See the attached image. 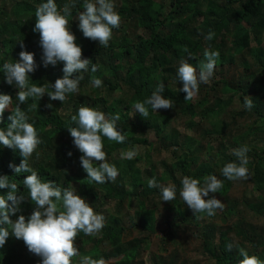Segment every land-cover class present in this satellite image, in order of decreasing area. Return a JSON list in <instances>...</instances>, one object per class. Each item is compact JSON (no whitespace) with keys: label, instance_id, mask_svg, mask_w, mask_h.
<instances>
[{"label":"trees","instance_id":"obj_1","mask_svg":"<svg viewBox=\"0 0 264 264\" xmlns=\"http://www.w3.org/2000/svg\"><path fill=\"white\" fill-rule=\"evenodd\" d=\"M224 1L232 8V17L223 15L218 17L214 24H210L207 21L210 15L205 14L198 8V0H174L172 9L163 18H160L158 14L154 15L152 13L154 3L152 0H137L132 4L128 14L135 21L137 27L143 31V38L133 41L123 35L121 37L122 41L117 46H114L113 41L110 40L109 45L103 47L97 41L89 40L83 36L78 28V21L73 23V18L77 11L83 9V0H74L75 7L71 9L72 15L68 17L69 28L76 37V43L82 48V59L91 61L89 70L79 73V75L83 76L79 88L93 86L91 83L93 77L102 80V86L98 88L97 94L103 88L110 93L114 92L120 88L121 83L128 88L130 97L123 107H120L119 103L118 108V105H115L111 99L107 101L101 99L103 101L102 104L97 106L99 110L107 115H115L117 113L120 115L121 119L117 122V127L122 134L126 135L127 139L125 143L121 144L102 136L103 150L107 154V160L110 164L115 165L119 174L115 182L97 184L87 178V173L79 162V157L82 154L73 145L72 138L67 131V127L72 125L70 118L76 114L78 108L81 105L90 106L89 101L95 106L97 101L91 98L80 99L77 93L68 94L63 103L50 100L47 94L40 100L29 98L20 107L27 112L29 116L28 122L32 123L36 128L41 141L36 149V152L39 153V158L34 152L28 160L29 166L38 172L40 179L42 181H54L62 189H73L75 194L84 198L95 212H99L102 201L104 203L117 201L118 206L122 207L125 203L129 204L130 201L137 197L144 200H151L150 198L153 196L161 198L159 189L149 188L147 182L142 178L143 170L138 167L139 157L128 160L117 157L114 154L119 156L123 150H130L136 145L153 148L154 144L159 141V139L149 141L144 138V134L148 131H154L157 136H160L161 132L155 123L149 122L138 112H134L132 105L137 101L143 102L147 99L161 82L165 86L162 96L170 99L174 105L173 110L162 109V113H166L169 116L171 112H181L192 118L195 117L197 105L192 104L191 101H185V93L176 92L166 82L162 80L160 82V79L169 77L177 82L179 89L182 87V83L177 81L176 73L178 61L182 57L187 56L183 49L187 48L192 54L193 59H190L189 63L197 69H199L200 62L204 60L203 54H199L201 48H210L220 53L216 67L235 64L236 55L249 50L254 60L253 64L256 67V74L247 75V70L245 69L246 72L236 82V88L224 78H221L215 85L222 84V91L225 94L229 92L236 94L240 89L246 95L250 93L249 84L251 83L250 78H252L256 89L264 93V48L261 39L256 33L257 30H264V0ZM43 2H46V0H5L4 3H0V68L5 62L19 61L21 50L31 52L34 54L36 69L28 74L29 84L37 86L54 83L57 78H62L63 76L62 62H57L55 66H43L39 34L32 31L35 25V9ZM55 2L59 10L62 9L64 4L70 3L71 0H55ZM5 6H9V8L6 9ZM187 15L203 16L204 23L207 24L205 29L215 33L213 39L207 41L203 38L204 35L198 36L196 32L200 29L195 28L194 31H190L185 22L182 24L175 23ZM181 21L183 22V20ZM167 22H170L169 25H167ZM162 27H167L165 28L167 30L166 34L160 32ZM19 41L24 44L23 49H21ZM252 43H255L256 46L250 47ZM112 53L117 54V62H114V59L111 58ZM91 64L97 66L96 72L91 71ZM75 75L73 74V78ZM17 92L18 89L14 85L10 86L5 83L4 74L0 71V94H7L12 97L13 108H15L17 103ZM239 98L242 99V97ZM251 99L254 108L250 111L243 109L239 115L245 116L249 112H253L255 116L262 120L264 125V116L261 114L264 110V101L257 94ZM230 103L231 101L223 102L225 107ZM48 104H51L52 107H46ZM148 107L150 116L153 114V110L150 106ZM208 113L213 116L218 112L208 108ZM130 114H132L131 118ZM10 115L11 110H5L3 115L0 116V129H6L7 125L11 123L9 120ZM250 132L255 133L256 129L251 128ZM172 145L176 146V148L178 147V144L174 141H172ZM162 147L164 150L168 149V145H163ZM178 150L182 149L179 148ZM69 152H71V156L68 155ZM170 154L175 160L172 162L168 173L171 181L176 185L177 195L179 196L181 187L179 178L182 179L187 176L186 172L194 166L196 159L189 156V151H179L178 155H176L175 151H170ZM247 156L253 160V163L255 161V164H260L262 159L257 154L250 155L249 152ZM22 159L19 149H9L0 145V176L9 177L10 182L18 185L17 195L26 197L19 205L20 211L10 216L13 221L19 215H24L27 219L34 206L27 199L28 189L23 186V179L30 173L16 174L9 168L10 163L19 166ZM232 161H234L232 158L225 159V163ZM216 169H218L217 166L211 168L202 164L201 169L195 171L192 178L200 180L202 185L204 177L212 174L216 175L224 183L221 190L216 194L226 196L229 191V184L227 183L229 180L221 175V171L217 175L215 173ZM253 171L254 181L257 184L259 183L258 188L261 189L260 184L263 182V173L260 169H253ZM175 173H178V179L174 178ZM125 181L129 182L130 190L126 188ZM9 190L8 188L0 189V195L6 196ZM8 203L11 204L10 201ZM170 203L174 206V211H177L178 216H180L182 206L179 201L174 199ZM260 207L264 208L263 201L257 211L250 209L253 213L263 216V211ZM186 215H183L184 219H182V222L186 220ZM107 222V226L102 229V235L98 239L90 240L83 232L78 233L75 241L76 246L78 245L77 242L80 244L83 239L86 240L77 246L80 257L89 256L93 259L104 258V260H107L109 257L117 255L113 250L118 248L121 243L124 229L120 226V221L117 217H108ZM131 225L136 227L134 223ZM203 234L208 238L206 253L214 260V264H239V261L243 259L242 256L236 254L232 249L227 250V245L232 244V240L227 239L225 234L219 235V244L214 246H212V243L216 235L212 226L206 227ZM238 235L243 236L245 241L250 242L254 246L257 244L253 243L257 237L260 239L258 249L259 247L264 248V237H258L251 232L246 233L242 228H238ZM88 243L92 245L87 248ZM85 244L87 245L85 246ZM141 245V241H133L131 251L126 253L125 259L118 264H134V261L138 258V249H140ZM105 250H110L111 253L106 254ZM248 254L264 261V250H254L252 253L248 252ZM35 258L39 257L30 253L22 240H17L12 236L0 248V264H33V259Z\"/></svg>","mask_w":264,"mask_h":264},{"label":"clouds","instance_id":"obj_2","mask_svg":"<svg viewBox=\"0 0 264 264\" xmlns=\"http://www.w3.org/2000/svg\"><path fill=\"white\" fill-rule=\"evenodd\" d=\"M73 7L74 0L64 4L59 10L55 0H46L39 4L34 12L35 25L32 31L39 34L43 66H55L57 62H62V78L42 86L29 84L28 74L35 71L36 64L34 54L24 50L19 53V61L5 62L0 68L5 83L18 89L15 108L12 107L11 96L0 94V116L6 109L11 110L9 116L11 123L6 129H0V145L9 149H19L23 159L19 166L10 163L9 168L16 174L30 173L23 179V186L28 189L27 199L34 205L27 219L24 215L17 216L14 221L10 219L11 215L20 211L19 205L26 197L17 195L18 185L10 182L9 177L0 176V189H10L6 196L0 195V248L12 236L22 240L28 251L40 258V264H72V258L79 256L75 244L78 233L95 236L105 226V217L96 213L84 198L75 194L73 189H62L54 181H42L38 172L28 164L29 158L36 152L41 141L36 128L28 122L27 112L20 105L25 104L29 98L40 100L45 94L50 100L63 103L68 94L79 92V84L83 79L79 73L89 70L91 61L82 59V48L76 43V37L69 28L68 17L72 15ZM75 19L78 20V28L83 36L97 41L103 47L109 45L113 29L119 28L121 23L113 0H83V10L76 13ZM214 36L215 33L210 31L204 38L211 41ZM19 44L23 49L22 41H19ZM183 51L187 56L178 61L176 78L182 83L179 91L186 94L184 100L191 101L198 95L199 85L209 83L213 77L220 53L206 48L203 52L204 60L200 62L197 70L189 63V60L193 59L192 54L187 48ZM91 71H97L95 64H91ZM73 74H76L74 78ZM91 83L97 88L102 86V80L96 77L92 78ZM164 88L161 82L147 99L135 102L132 105L134 112H138L146 119L149 116L148 106L154 111L173 109V102L162 96ZM46 107L51 108L52 105L48 104ZM243 107L249 111L254 108L250 97L243 99ZM70 119L72 125L67 127V131L73 145L82 154L79 162L87 173V178L97 184L115 182L119 174L118 169L107 160L102 136L117 143L126 142V135L117 127L120 115L118 113L107 115L96 108L80 106ZM248 151L247 146L233 149L232 155L236 160L225 163L221 168V175L229 181L247 180L250 175L247 167ZM68 155L71 156V152ZM136 155L135 150L121 153V157L128 160ZM36 156L39 158L38 152ZM147 185L149 188H160L161 201L170 202L176 198L175 184L159 185L153 177L148 180ZM222 187L223 181L214 174L204 177L202 185L200 180L184 176L179 196L194 214L212 217L217 210H223L224 204L215 196L209 197V194L218 193ZM232 248V244L227 245V250ZM238 251L243 257L239 264H264V261L254 255L250 256L243 248ZM80 264H106V261L104 258L93 259L84 256L80 258Z\"/></svg>","mask_w":264,"mask_h":264},{"label":"rangeland","instance_id":"obj_3","mask_svg":"<svg viewBox=\"0 0 264 264\" xmlns=\"http://www.w3.org/2000/svg\"><path fill=\"white\" fill-rule=\"evenodd\" d=\"M136 1L113 0L115 10L121 17L119 28L113 29L111 40L114 46H117L122 41L121 37L123 35L133 41L139 40L144 36L143 31L137 27L135 21L128 14L132 4ZM152 1L154 2L152 13L154 15L158 14L160 18L167 16L173 7L172 3H174V0ZM4 2L5 0H0V3ZM197 5L202 12L210 15L207 20L210 24H214L218 17L223 15L232 17L233 14L232 8L224 0H198ZM5 7L6 9L9 8V6ZM82 10L79 9L78 11ZM181 20L175 23L182 24L185 22L190 31L199 28L200 30L196 32L198 36H205L209 33L205 29L207 24L204 23L203 16L187 15ZM77 21L74 17L73 23H77ZM169 23L167 22V25ZM165 28L167 27H162L160 31L162 34H166L167 30ZM256 33L261 39L264 48V30H257ZM255 46V43L250 45V47ZM116 49L119 50L118 48ZM205 49L201 48L199 54H203ZM111 58L114 59V62H117L116 53H112ZM253 61L249 50H245L243 53L236 55L235 64L216 67L209 83L200 84L198 95L191 100L192 104L197 105L196 115L193 118L181 112L170 111L171 113L168 116V114L162 113V109L153 110V114L146 119L155 123L161 134L157 136L151 130L144 134V138L149 141L157 139L159 141L154 144L153 148L136 145L130 150L137 152L133 159L136 157L140 158L138 167L143 170L142 178L144 181L148 182L149 179L154 177L159 185L165 186L173 184L168 172L175 158L171 156L170 151H175L176 155L179 154V151H189V156L195 157L194 166L186 172V175L190 177L194 175L195 171L201 169L202 164L211 168L217 166L218 169L215 170V173L218 175L226 158L236 160V157L232 155V150L241 146H247L250 155H259L262 158L260 164H255V161L253 163V160L248 157L249 163L247 167L250 175L247 180L228 181L229 191L226 196L216 193L209 194V197L215 196L224 204L223 210H217L212 217H208L206 214H194L178 195H176L175 199L182 206L180 216H178L177 211H174V206L170 202L161 201L160 197L156 198L153 196L150 198L151 200L137 197L130 201L129 204L125 203L122 207L118 206L117 201L107 203L102 201L99 212L96 213L105 217L104 227L107 226L108 217L113 216L119 219L120 226L124 229L121 243L118 248L113 250L117 255L105 260L106 264H118L123 261L126 253L131 251V244L135 240L141 241L142 245L138 249V258H136L134 264H214V260L206 253L208 238L204 236L203 232L208 226H212L216 235L213 243L211 242L212 246L219 244L220 234H225L227 239L232 240V250L236 254H239L238 250L240 248L250 253L254 250H264L262 247L258 249L260 239L256 236V240L253 243L257 244L254 246L250 242L245 241L243 236L238 235V228H242L246 233L251 232L258 237H264V208L260 207L262 208L263 216L251 211V209L257 211L261 202H264V125L262 120L255 116L253 112H249L245 116L239 115L244 109L242 103L245 97L251 98L257 94L264 101V93L256 89L252 78H250L251 83L249 84L250 93L246 95L240 89L236 94H233V92L225 94L222 91V84L215 85L221 78H224L236 88V82L246 70L247 75L256 74V67ZM161 80L166 82L171 89L176 92L179 91L177 82L173 79L164 77L160 79V82ZM97 90V87L87 86L79 88L77 94L80 99L91 98L96 100L97 104L95 106L89 101L90 107L96 109H98V105L102 104L103 101L101 99L106 101L111 99L115 105L120 103V107H123L130 97V92L123 83H121L118 90L111 93L103 88L97 94ZM239 97H242V99ZM226 101H231V103L225 107L223 102ZM208 108L218 113L212 116L208 113ZM6 110H10V108ZM261 114L264 116V110ZM131 117L132 114H130ZM251 128H255L256 132L251 133ZM172 141L178 144L177 148L176 146H171ZM162 144L168 145V149L164 150ZM179 148L182 150H178ZM125 151H128V149L122 152ZM121 153L119 156L117 154L114 155L121 157ZM253 169H260L263 173V182L260 184L261 189L258 188L259 183L257 184L254 181ZM174 178L178 179V173L174 174ZM179 179L182 180L181 178ZM125 182L126 188L130 190L129 182ZM157 188L160 191V188ZM209 197H205V199ZM187 213L188 215H186ZM183 215L187 217L184 222H182V219H184ZM132 223L136 227L132 226ZM101 231L95 236L87 235V237L90 240L98 239L102 235ZM84 241L86 240L83 239L80 244ZM77 244V246L80 245L78 242ZM91 245L88 243L87 248L91 247ZM105 253L109 254L111 252L110 250H105ZM80 258V256L73 257L72 264H80ZM33 264H40V258L33 259Z\"/></svg>","mask_w":264,"mask_h":264}]
</instances>
